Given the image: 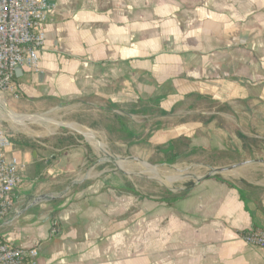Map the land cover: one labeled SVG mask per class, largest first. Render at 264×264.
Masks as SVG:
<instances>
[{
  "label": "crops",
  "instance_id": "obj_1",
  "mask_svg": "<svg viewBox=\"0 0 264 264\" xmlns=\"http://www.w3.org/2000/svg\"><path fill=\"white\" fill-rule=\"evenodd\" d=\"M47 1L37 69L14 84L74 114L81 139L35 159L13 149L24 169L0 237L35 248V264H264L241 239L264 229V0ZM99 134L144 163L185 138L162 163H190L170 178L184 196L99 169Z\"/></svg>",
  "mask_w": 264,
  "mask_h": 264
},
{
  "label": "built area",
  "instance_id": "obj_2",
  "mask_svg": "<svg viewBox=\"0 0 264 264\" xmlns=\"http://www.w3.org/2000/svg\"><path fill=\"white\" fill-rule=\"evenodd\" d=\"M54 5L47 0H0V93L20 94L14 84L18 68L37 69V50L45 44V24ZM12 143L0 131V222L11 206V193L22 182L23 163L10 153ZM244 243L264 250V229L243 234ZM36 249L16 247L0 237V264H35Z\"/></svg>",
  "mask_w": 264,
  "mask_h": 264
},
{
  "label": "rangeland",
  "instance_id": "obj_3",
  "mask_svg": "<svg viewBox=\"0 0 264 264\" xmlns=\"http://www.w3.org/2000/svg\"><path fill=\"white\" fill-rule=\"evenodd\" d=\"M5 110H9L7 112H12L15 115V121L9 118ZM23 116L29 117V120L20 119L21 123L18 120ZM75 120L74 114L67 115L66 110L60 108L56 104L53 105V101L43 98H31L25 95L22 97L19 96V98L16 99L12 94L0 93V131L9 137L13 147V140L20 141L21 136H25L32 140L36 146H39L40 149L38 152L45 148L52 151V149H56V147L53 146L55 141L54 136L59 135L63 137L71 135L75 137V132L69 127H66L67 125L71 126V123L75 122ZM99 135L101 136L102 142L100 145H95L98 152L99 169L104 167L114 170L117 173H120L119 169L123 167L129 168L131 171H133V168L136 169V171L140 169L145 172V176L149 178L152 177V179L130 176L131 185H137V188L146 195L164 197L169 195L168 191L170 189L172 193L179 195V193H176L180 191L178 190V185L176 182H172L170 178L174 177L178 180L179 175L183 174L187 168H191L190 163H185L184 161L182 164L168 166L158 163L156 157L155 159L146 161V163L139 160L134 161L126 153L121 155L122 151L120 147L115 146L111 148L110 145L105 142V138L102 137L101 134ZM12 146L9 152L14 154V148ZM188 147L189 144H187L186 148L181 147L180 150L183 148V153L188 150ZM147 148L153 149L151 144H148ZM206 163L216 167L217 158L212 156L209 160H206Z\"/></svg>",
  "mask_w": 264,
  "mask_h": 264
},
{
  "label": "trees",
  "instance_id": "obj_4",
  "mask_svg": "<svg viewBox=\"0 0 264 264\" xmlns=\"http://www.w3.org/2000/svg\"><path fill=\"white\" fill-rule=\"evenodd\" d=\"M77 139H81L79 135H76V137H72L71 135H66V136H54V143L53 146L56 147V149H64L68 147H74L78 144ZM45 140V139H44ZM46 141V140H45ZM187 141L185 138L182 136H179L176 139H172L168 141L166 147L162 145H157L154 147L156 152H161L163 154V157L160 159H156L158 163H173L175 162L177 156H179L182 153L183 148L187 147ZM13 145L15 149H20V150H27L29 151L33 159H35L38 150L40 149L39 146H36V144L30 140L29 138L25 136H21V140H13ZM182 150H180V148ZM156 161V162H157ZM218 178V177H217ZM168 194L170 195L171 193L168 191ZM184 196V194H179L172 196L169 199H166L167 203H172L176 200L181 199Z\"/></svg>",
  "mask_w": 264,
  "mask_h": 264
},
{
  "label": "bare ground",
  "instance_id": "obj_5",
  "mask_svg": "<svg viewBox=\"0 0 264 264\" xmlns=\"http://www.w3.org/2000/svg\"><path fill=\"white\" fill-rule=\"evenodd\" d=\"M7 111H9V110H7ZM7 111L5 110V112H6V113L8 114V116H9V118L12 119V120H14L15 115H14L12 112H7ZM5 116H6V115H5ZM6 118H7V117H6ZM32 118H33V117H32ZM10 119H9V120H10ZM20 119H24V120H27V119H28V120H29V117H27V116L24 117V116H23L22 118H19L18 121H20ZM14 121H15V120H14ZM20 122H21V121H20ZM47 122H49V121H47ZM47 122H46V123H47ZM21 123H22V122H21ZM47 124H48V123H47Z\"/></svg>",
  "mask_w": 264,
  "mask_h": 264
},
{
  "label": "water",
  "instance_id": "obj_6",
  "mask_svg": "<svg viewBox=\"0 0 264 264\" xmlns=\"http://www.w3.org/2000/svg\"><path fill=\"white\" fill-rule=\"evenodd\" d=\"M17 70L19 71V68Z\"/></svg>",
  "mask_w": 264,
  "mask_h": 264
}]
</instances>
